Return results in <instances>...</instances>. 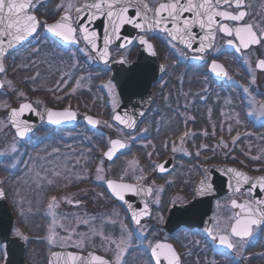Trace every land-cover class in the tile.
Wrapping results in <instances>:
<instances>
[{"label": "rangeland", "instance_id": "1", "mask_svg": "<svg viewBox=\"0 0 264 264\" xmlns=\"http://www.w3.org/2000/svg\"><path fill=\"white\" fill-rule=\"evenodd\" d=\"M40 1L44 2L40 13L48 14V18L43 17L45 21L60 16L62 12H57L59 6L67 3V0ZM83 1L85 0H77V3ZM156 1L151 0V3L154 5ZM39 38L38 45L30 46L26 52L20 54L18 63L12 66L8 74L2 75L5 87L0 91V176L4 180L2 184L0 178V186L6 185L8 201L18 216V225H15L13 235L19 233L18 236L32 240L26 254L29 264H46V256L51 251L68 246L84 248L96 242L106 251L116 248L125 227L127 231L131 230L126 211L108 193L106 179L115 175V178L139 182L144 177H149V173L156 170L157 158L163 156L165 149L175 147V152H183L187 156L192 154V149L185 150L183 144L200 137L201 141L210 147L206 150L199 149L201 153L204 151L202 154L208 150L210 152L211 149L215 152L223 149L231 159L241 154L248 160L246 166L250 172L264 174V116L259 112L249 115L253 108L258 109L264 105V96L259 92L264 83V75H261L254 62H251L255 51L243 59L249 68L245 70L243 79L235 76L237 71L231 67L235 72L230 74L228 80L234 82L231 89L227 85H214L206 68L202 69L199 77L191 71L175 70L173 78L167 82L164 89L165 107L161 111H165L156 117L157 123L155 122L163 131L158 128L149 139L145 138L147 131H143L148 128V119L142 120L140 127L133 132L126 131L112 120V114L120 105L121 99L116 85L110 79L108 68L97 67L88 50L83 49L81 52L87 60H81L80 53H66L58 49L51 41L45 39L42 32ZM175 49L178 51L177 46ZM128 52L129 50L122 54L128 57ZM113 54H117L116 51ZM172 60L177 61L178 57L175 56ZM172 60H169L171 64ZM20 80L25 81V87L18 84ZM109 82L112 87L108 86ZM245 89H248V92H245ZM204 90L211 91L209 102H198L194 109L198 110V114L205 111L206 121L211 122V133L202 129L199 130L200 136L196 137L193 136V126L186 117L189 109L188 98H199L205 93ZM238 90H242V97H238ZM20 93H23V96ZM179 97H183L181 102H178ZM75 98L82 103V115L89 113L99 117V127L96 130L89 129L81 120V126L76 130L55 131L58 139L53 138L52 129L43 127L28 142L30 145H37L47 137L45 142L38 148L31 149L26 161H23L24 165H20L19 155L23 152L24 140L18 138L10 125L9 108L27 99L39 106H50L63 100L70 106ZM176 109L181 110V114H177ZM178 116L186 117L179 129V123L175 120ZM259 124L262 126L259 127ZM218 132H225L228 140L217 137ZM185 133H188V136H185ZM74 135L77 137L69 141L68 138ZM114 138H121L130 146H135L127 148V153L107 167L106 159L103 154L98 156V152H105ZM212 140L214 144H211ZM180 142L183 144H179ZM14 143L18 154L9 152ZM225 144L228 147H224ZM95 156L100 160L95 159ZM94 160L98 168L103 169L100 175L104 179L90 177V172L93 174ZM185 160L182 159L179 170L173 173L172 177L192 176L194 166H189ZM94 174L97 176V170ZM53 196L57 198V207L49 210L48 204L52 203ZM50 211L56 213L57 224H63L67 229H56L58 237L66 241L63 247L58 246L59 239L56 245L48 241V229L52 222ZM85 220L88 221L87 224L83 223ZM69 236L71 239H68ZM76 244H80V247H76ZM131 244L140 245L139 242H134L133 234ZM4 249L5 245H0V264L3 261Z\"/></svg>", "mask_w": 264, "mask_h": 264}, {"label": "snow or ice", "instance_id": "2", "mask_svg": "<svg viewBox=\"0 0 264 264\" xmlns=\"http://www.w3.org/2000/svg\"><path fill=\"white\" fill-rule=\"evenodd\" d=\"M39 5L40 0H0V73L6 72L3 63L7 55L6 49H11L30 37L34 38L39 35L38 30L41 28L46 29L48 33L67 43H79L78 36H82L87 45L88 54L94 59L103 60L106 64L110 57L109 46L112 41H120L117 47L125 48L133 42V39H136L140 44L153 50L152 55H156L154 46L147 37L150 32L157 30L165 33L170 41H179L187 50L197 53L194 58L199 60H204L206 55H210L211 51H219L214 48L217 33H223L227 38V46L238 52L252 49L253 46H258L259 49L264 50V27L257 30L256 25L245 20L248 16L245 10L248 5H246L245 0H166V2H158L152 6L146 0H90V2L84 3H77V0H67V3L61 4L57 10L58 14L60 12L63 14L53 23L41 21L34 14ZM97 20H100L102 24L104 21L107 22L104 25L102 46L98 43L100 33L94 27H90ZM224 21L230 22L232 26ZM126 26H131L142 34L138 37H122L121 30ZM194 28H199L200 33H203V35L194 32ZM194 45L198 46L194 47ZM173 47H175V44H173ZM257 65L259 69L264 70V58L258 59ZM210 69L217 76L228 77L227 71H224L215 59H212ZM254 79L253 77V82ZM4 86V82L0 81V88ZM108 86L112 87L111 82ZM245 92H248V89H245ZM20 95L23 96V93H20ZM249 96H251L250 92ZM26 110L41 115L31 103H23L19 108L10 109L12 125L16 129L17 136L21 139L32 131L30 124L21 119ZM255 112H259L261 116H264V105H261L258 109L253 108V112L249 115ZM76 115V112L70 109L46 111L48 122L55 125L73 121L76 119ZM126 116H128L127 113H124L123 116L116 114L114 120L128 129H135V118L125 119ZM86 119L90 125L101 123L90 116ZM143 131L146 132L147 129ZM184 135L188 136V133ZM129 147L128 142L113 139L110 141L109 150L104 155L112 160L118 151ZM224 147H228V145L225 144ZM173 150L176 151L177 149L174 147ZM9 152L18 154L15 143L11 145ZM102 171V168L97 169L96 179H104L100 175ZM160 171H164L162 165ZM226 171L231 173L235 179L234 192H239L245 184L248 185L247 193L249 196L257 189L264 192V176L257 179L250 178L237 169H227ZM205 172H207V169H205ZM107 186L112 195L126 204L128 203L126 194L138 195L141 192L146 195L152 194L151 188L130 183H118L108 180ZM212 191L213 185L206 176L204 180L199 182L198 191H194L193 195H205ZM0 197H6L2 187H0ZM51 199L52 203L48 204L49 210L57 207V198L53 196ZM154 202L159 204L158 199ZM231 204L233 208L239 209V211L230 217L231 220H234L230 231L224 229L217 222L213 227L207 229V234L214 242H218L219 246L240 251L243 248L242 241L254 237L257 230L264 231V198L249 199L243 203H238L233 199ZM128 207L131 209L132 205L128 204ZM50 215L52 216V222L48 229V241L50 244L56 245L59 239L58 246L63 247L66 245V241L58 237L56 229L57 227L64 228V225L57 224L54 211H50ZM151 215V209L145 201L143 210H133L130 219L139 226L142 219ZM83 223L87 224L88 221L85 220ZM112 223H115V221H112ZM64 230L67 231L66 228ZM140 230L143 231L142 228ZM68 239H71V237L69 236ZM131 243L132 233L127 231L125 227L119 242L116 243L114 262L91 254L88 258L71 252L67 254L53 253V255H64V264H93V261L96 264H126L122 257ZM75 246L80 247V244ZM150 250L154 264H161V261H164L165 264H181L179 254L170 244L156 242L154 245L150 244ZM4 256L6 257V253H4Z\"/></svg>", "mask_w": 264, "mask_h": 264}, {"label": "flooded vegetation", "instance_id": "3", "mask_svg": "<svg viewBox=\"0 0 264 264\" xmlns=\"http://www.w3.org/2000/svg\"><path fill=\"white\" fill-rule=\"evenodd\" d=\"M51 0L50 2H52ZM149 4L152 6L151 0H147ZM158 2H166V0H157L154 4ZM44 2L40 1V5L38 6V10L34 12L35 15L38 16V18L43 21V17L41 15V8ZM246 5L248 7L245 9L248 13V16H246L245 20L248 23H252L257 26V30L261 27H264V0H245ZM232 10V9H229ZM59 18V16L55 19L46 20L49 22H54ZM45 21V20H44ZM225 23H230L228 21H224ZM230 26L231 23H230ZM39 35L41 32L45 36V39H48L56 45L58 49H62L66 53L68 52H78L80 53V59L87 60V57L83 55L81 52L83 49H87V45L84 42L82 36H78L79 43H71L69 45H62L60 42H58L55 38L47 35L45 33L44 28H41L38 30ZM39 35L35 36L34 38L31 37V39L26 42L21 47L13 50L11 53L7 54L4 58V65L6 72L1 73L0 77L2 79V75L8 74V68L9 71H11L12 66L18 63L19 55L26 52L27 49L32 46L35 47L40 42ZM140 35V34H139ZM149 40H151L155 46L158 60L159 62L163 63L165 65V71L162 75V77L155 81L152 84V90L155 94V97L153 99V102L150 106V109L146 112V114L139 120L137 123L135 129L128 130L121 126L119 123L113 120V115L115 111L121 106L122 99L118 91L117 84L116 85L118 95L121 99V103L118 106V108L113 112L112 114V120L125 129L128 132H133L136 129L140 127V123L142 120H149V125L147 128V134L145 135V138H152L154 134L156 133V130H158V126H156V117H158L162 112L164 113L165 110V103H163L164 99V93H165V86L167 85V82L170 81L173 76L175 70L182 69L185 72L191 71V73L197 74V77L201 75L202 69H207L209 72L210 80L214 85H227L230 89L232 88V85L234 82H229V76L232 73H235L232 69H235L237 73L235 76L240 77V79H243V75H245V70H248V64L243 59L246 57L247 54L255 51L254 56H252L251 62H254V66L257 69V71L260 72L261 75H264V70L259 69L257 65V61L260 58H264V50H261L258 48V46H253L252 49H246L243 51H236L234 48L227 46L226 44V37L223 33H217L215 37V44L214 48L218 49L219 51H211L210 55H206L204 60L195 59L194 57L197 55V53H194L192 51L187 50L184 45L178 44L176 42L170 41V38L163 32L154 31L150 32L147 37ZM175 44V46L178 47V51L175 49V47L172 46V44ZM128 57H126L124 54H122L125 51H128ZM140 50V46L136 43V39L133 40V42L125 47V48H119L117 46H112L110 48V60L106 63H97V67H106L110 71L109 63L117 59L119 57H123L126 61H134L138 57V53ZM116 51L117 54H113ZM183 53V54H182ZM83 55V56H81ZM165 56H168L169 60L175 58V56L178 57V60H172V63L167 58H164ZM13 57V58H12ZM212 59H215L216 61L220 62L225 70L228 73V77L224 78L223 80L219 79L217 76H214L210 72V64ZM96 60V59H94ZM232 62H230V61ZM234 60V61H233ZM234 67L231 69V67ZM193 71V72H192ZM219 71V70H218ZM247 73V72H246ZM240 74V75H239ZM237 79V78H236ZM176 80V78H175ZM3 81V79H2ZM25 81L20 80L18 81V84L21 86H24ZM235 84H237V81H235ZM5 85V83H4ZM178 85V83H177ZM262 88L260 89V93L262 96H264V83L261 85ZM5 87V86H4ZM3 87V88H4ZM25 87V86H24ZM2 88V89H3ZM211 88V84L210 87ZM1 89V90H2ZM0 90V91H1ZM233 90V89H232ZM240 90V89H239ZM238 90V91H239ZM204 94L201 95L199 98L197 96H189V104H188V121H190L191 126H193L192 134L193 136H200L199 130L206 129L208 133H211L210 127V121H206L205 119V111H203L202 114H198V110L194 109L198 102L205 104L208 103L211 97V91L204 90ZM238 97L243 95L242 90L238 92ZM236 95V96H237ZM242 97V96H241ZM183 97H179L178 102L182 101ZM80 99V98H79ZM29 101L31 102L35 108L45 111L48 108L57 109V110H65L70 109L76 112L77 114V120L73 125L69 126H58V125H52L47 123L45 120L35 129L33 134L40 131L41 128L46 127L47 129H52L53 132L55 131H69V130H76V128L81 126V120L84 121L85 127H88V124L86 123L85 117L89 114L82 115V103L75 98V101L72 102V106L66 102H58L57 104L50 105V106H39L36 103H33L32 100L27 99L23 100L19 103V105L23 102ZM177 101V100H176ZM164 104V106H162ZM19 105H16L17 107ZM80 112H79V111ZM177 110V109H176ZM177 114H181V110H177ZM96 116V115H95ZM186 117L178 116L175 118V120L179 123L177 126V129L181 128V123L183 122ZM99 118V117H98ZM156 122V123H155ZM83 125V124H82ZM163 125V124H162ZM161 125V127H162ZM259 127L262 126V124L258 125ZM183 127V126H182ZM90 129V128H89ZM161 131H163L161 128H159ZM258 131V130H257ZM241 132V131H240ZM171 136V135H170ZM176 136V135H174ZM178 136V134H177ZM228 135L225 132H218L217 137H219L221 140H228ZM77 137L76 135L68 138L69 141L75 139ZM173 137V136H172ZM174 138V137H173ZM121 139V138H120ZM214 140L211 141V144H214ZM29 144V142H27ZM179 144H183L180 142ZM135 144H131L130 149L133 148ZM183 147L186 149L191 148L192 154H187L185 156V153H179L178 151L175 152L173 149H165L166 151L163 153V156L157 158V167L155 171H151L149 173V177H144L143 180H140L139 182H136L134 180H129L127 178H115L117 176H112L110 179H115L119 181H125L130 182L135 185H143L146 188L152 189L151 195H146L145 193L141 192L138 195L131 194V196L136 199L135 202H133L134 207H140L144 206V202L147 201L149 208L151 209L152 215L149 217H145L141 220V225H136L133 223L130 219L131 212L129 211L127 205L122 203L120 200H118L116 197H114L109 191L108 193L116 200V203L120 205L127 213V218L129 222L130 230L134 237V242H139L140 245L135 246L132 244L126 250L125 254L123 255L122 259L126 262V264H154L153 257L151 255L150 250V244L154 245L156 242L170 244L175 249V251L180 256V262L181 264H264V231L257 230V233L252 238H248L245 241H242L243 248L240 251L236 250H229L226 247L219 246L218 242H214L211 237L207 234V229L209 227H213L217 222L220 223V225L226 229L227 231H230L231 225L234 223V220H231L230 217H232L236 212L239 211V209L233 208L231 201L235 199L238 203H243L245 200L254 199V198H264V195H258L255 196L254 193H252L251 196L247 193V188H241L239 192L226 191L223 192L217 196L213 197L212 201V207H210V214L207 218H202L204 212L200 209L195 211V214L200 216V220L202 223H195L194 225H187L183 222H180V220L183 217L182 212L176 213V218L171 221V214L173 213L172 210L177 207L181 206L185 203H190L196 200V198H208L211 196V193L205 194V195H193L194 191H197V185L198 182L201 179H205V168L210 165H230V166H236L244 171H246L250 178H254L255 176L263 174L262 172L254 174L250 172L247 168L248 160L245 159L241 154H237V156L234 159H231L228 155V153L225 150H216L209 152V150L202 154L199 149H210L203 141H201L200 137L196 140L193 139L189 143V141L185 142V145L183 144ZM125 148L123 151H120L117 155V157L114 160H107V167L109 165L114 164L118 158L127 153L128 151ZM197 150V151H196ZM195 151V152H193ZM104 152L102 151L101 154ZM199 153V155H197ZM205 155V156H204ZM182 156V158H181ZM204 156V157H202ZM146 158V156H145ZM186 159L185 162L189 163V166H194L193 172L188 177H172L173 173L177 172L180 168L182 159ZM147 159V158H146ZM171 160L173 168L170 171L167 172H159V166L165 162L166 160ZM145 163L146 160H144ZM240 166V167H239ZM197 167V168H196ZM196 168V169H195ZM98 169V168H97ZM183 170V168H181ZM189 169V168H188ZM90 177H96L95 174H90ZM109 179V178H107ZM106 179V181H107ZM210 183H211V174H210ZM107 188V186H106ZM162 189V190H161ZM108 190V189H107ZM159 200V204H156L154 201ZM142 200H144L142 202ZM143 229V233L141 234V230ZM96 244V245H94ZM64 250H69L73 252H79L87 255L89 252H94L97 255L106 258L109 261H115V255L114 251L116 248L108 249L107 251L104 250L102 247H100L96 242L88 245L84 248H75L73 246H68L63 248ZM60 250V249H55ZM28 251V248L26 252ZM54 251V250H53ZM52 252V251H51ZM46 264H48V258H46ZM161 264H165L164 261H161Z\"/></svg>", "mask_w": 264, "mask_h": 264}, {"label": "water", "instance_id": "4", "mask_svg": "<svg viewBox=\"0 0 264 264\" xmlns=\"http://www.w3.org/2000/svg\"><path fill=\"white\" fill-rule=\"evenodd\" d=\"M85 2H90V0L85 1ZM50 23H53V22H50ZM106 23L107 22L104 21V23L102 24L100 20H97L94 25H90V27H94L100 33V39L98 40V43L101 46L103 43V33L105 30L104 25ZM169 27H171V25H169ZM45 31H46V29H45ZM157 31H159V30H157ZM193 31L199 33L200 35H203V33H200L199 28H194ZM46 33L49 36L55 38L62 45L71 44V43H67V42L62 41L60 38L52 35L51 33H48L47 31H46ZM139 34L141 35L142 33H140L139 30L132 28L131 26H126L121 30L122 37H138ZM30 39H31V37L28 40L24 41L21 44L16 45L15 47H13L11 49H6L7 54H9L13 50L21 47L26 42H28ZM5 40H7V38H5ZM149 42L153 44V42H151L150 40H149ZM175 42L178 44H181V43H179V41H175ZM119 43H120V41L110 42L109 52H110L111 46H117ZM136 43L140 46V50L138 53V57L134 61H126L123 57H119L117 59L112 60L109 63V66L111 68V79L113 81H115V83L117 84L118 91H119V94H120L121 99H122V104L115 111V113L113 115V120H114V116L116 114H121L123 116L124 113H127L128 116H126L125 119H128L130 117H134L135 122H136L135 127H136L137 123L139 122V120L150 109V106L153 102L154 93L152 90V84L155 81L159 80L165 71V65L163 63L159 62L155 47H154V50H155L156 55H152L153 50L148 49L146 45L140 44L137 40H136ZM129 45L130 44H128L127 46H129ZM181 45H183V44H181ZM153 46H154V44H153ZM195 46H198V45H194V47ZM96 60L98 62L105 63L103 60H100V59H96ZM109 60H110V57L108 58V61ZM216 62L222 66L224 71H226L224 66L220 62H218V61H216ZM3 63H4V61H3ZM210 72L214 76H217V75H215V73H213L211 71V69H210ZM217 77L221 80H223L225 78L223 76H217ZM0 81H2L1 77H0ZM1 89L2 88H0V90ZM23 103H31V102L26 101ZM23 103H21L18 107L14 106V107H11L10 109L19 108ZM33 107L35 108L34 105H33ZM10 109L8 111V118H9V121L11 123V126L13 127V129L16 132V129L12 125V122L10 119ZM36 110H37V112L41 113V115H37L35 112H28L26 110L25 114L21 117L22 120H26L30 124L31 129H32V131L26 137H24L22 139L28 138L31 135V133L44 120L47 123L52 124V123L48 122V120L46 118V111L47 110L61 111V110L52 109V108H48L45 111H41L37 108H36ZM42 116H43V118H42ZM89 116L93 117L94 119L99 121V118L97 116L90 114V115H87L86 117H89ZM86 117H85V120H86V123L88 124V126L92 129H97L99 124L98 125H90L88 123ZM76 120H77V115H76L75 120L59 124L58 126L73 125L76 122ZM116 122L119 123L118 121H116ZM52 125H55V124H52ZM120 125L123 126L124 128H126L124 125H122V124H120ZM126 129H128V128H126ZM128 130H133V129H128ZM114 139H120V138H114ZM120 140H122V139H120ZM122 141H124V140H122ZM109 148L105 151V153L109 150ZM123 150L124 149H122L120 151H123ZM120 151L117 152V154L113 157L112 160H114L117 157V155ZM105 158H107V157L105 156ZM161 165L164 168V171L162 173L170 171L173 168L172 162L169 159L166 160L165 162H163ZM160 166H159V172H161ZM205 169H207V172H205V174H206L209 182H210L209 178H210V174H211V184L213 185V191L211 192V196H209L208 198H205V199L198 197L193 202L185 203L181 206L175 207L172 210L173 213L171 214V217H170L171 221H173L176 218L177 212H182L183 217L180 220V222H183L184 224H187V225H194L195 223H202L200 220V216L195 214V211L198 209H200L201 211L204 212L202 218H206V217L208 218L209 214H210V207H212L213 197L217 196L223 192L231 191L236 186L235 185V179L233 178V175L231 173H229L228 171H226L227 169H237L238 171L245 173L249 177V175L245 171L240 170V169H238L234 166H230V165H210V166H207ZM262 176H264V174L255 176L254 178L258 179ZM108 180H113V181H116L118 183H130V182L119 181V180L110 179V178L107 179V181ZM202 180H204V179H201L200 181H202ZM107 181H106V185H107ZM199 182L197 185V191L199 188ZM130 184H133V183H130ZM141 187H145V186L141 185ZM246 187H248L247 184L243 185L241 188H246ZM107 188H108V186H107ZM108 190L111 193V190L109 188H108ZM253 193L255 194V196H258L261 194L264 195V192H261L259 189L255 190ZM126 201L128 202L127 204L124 201H121V202L124 203L125 205H127V207H128V204L132 205L131 209L128 207L131 214H132L133 210L142 211L144 208V206H140V207H134L133 206L132 203L135 202L136 199H134L131 196V194H126ZM143 201L144 200H142V202ZM14 223H15L14 213H13V211H12V209L8 203L7 196L6 197H0V244H4V243L6 244V248L4 251V253H6V257L4 256L2 264H28L26 259H25V250H26L25 241L20 236L12 235L13 229H14ZM69 252L75 253L77 255H80V256H83L86 258L89 257V254L99 256L94 252H89L87 255H85L83 253L73 252V251H69V250H57V251H54L50 254L48 264H64V255L54 256L53 253L67 254ZM102 258L107 260L104 257H102ZM93 264H96V262L93 261Z\"/></svg>", "mask_w": 264, "mask_h": 264}, {"label": "trees", "instance_id": "5", "mask_svg": "<svg viewBox=\"0 0 264 264\" xmlns=\"http://www.w3.org/2000/svg\"><path fill=\"white\" fill-rule=\"evenodd\" d=\"M41 5H44V4H41ZM45 12H47V11H45ZM46 15H43V14H41L42 16H46L47 18H48V14L47 13H45ZM55 135V134H54ZM53 138L54 139H58L59 137L57 136V135H55V136H53ZM48 140H51V139H48ZM28 155V154H27ZM101 155V151H99L98 152V156H100ZM96 158H98V160H100V158L99 157H96L95 156V159ZM94 163H95V160H94ZM97 168H98V165L95 163L94 164V168H92V173L94 174L95 172H96V170H97ZM90 174H91V172H90Z\"/></svg>", "mask_w": 264, "mask_h": 264}, {"label": "bare ground", "instance_id": "6", "mask_svg": "<svg viewBox=\"0 0 264 264\" xmlns=\"http://www.w3.org/2000/svg\"><path fill=\"white\" fill-rule=\"evenodd\" d=\"M29 153V152H28ZM24 161H26V158H25V160ZM22 165H24V162H23V164Z\"/></svg>", "mask_w": 264, "mask_h": 264}]
</instances>
